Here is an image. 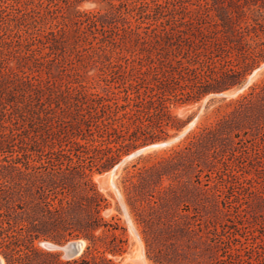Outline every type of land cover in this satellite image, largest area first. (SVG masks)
I'll use <instances>...</instances> for the list:
<instances>
[{"label":"rangeland","instance_id":"1","mask_svg":"<svg viewBox=\"0 0 264 264\" xmlns=\"http://www.w3.org/2000/svg\"><path fill=\"white\" fill-rule=\"evenodd\" d=\"M191 3L194 1L0 0L3 264H8L7 236L27 231L31 226L27 220L31 219L36 223L32 231L42 236L36 247L60 253L64 262L137 264V252L142 249L147 264H218L219 260L242 264L236 253L240 251L246 258L251 234L258 227L254 216L264 213V56L253 63L251 50L241 44L231 50L226 61L248 69L240 83L172 107V115L184 126L180 130L168 127L160 140L128 154L181 137L128 160L116 170L113 189L100 185L96 177L111 172L128 154L102 172L86 170V176L48 162L59 150V132L52 129L60 123L59 111L54 104L44 103L45 99L38 101L36 90L47 95L68 85L92 87L107 72L105 67L131 73L141 58L145 64L150 58L165 60L168 54L170 58L185 56L184 48H162L152 29L162 22L161 12L165 21L179 20ZM161 4L163 7H158ZM85 14H97L104 30L98 24L77 34L76 19ZM176 23L181 25L180 20ZM216 36L225 39V34ZM250 43L257 54L264 55V34ZM135 77L138 75L133 74ZM146 77L152 79L151 75ZM239 77L216 76L211 83L224 86ZM246 96L250 101L242 104ZM209 127L218 132L202 147H195L181 159H171L175 151L189 145L195 133ZM32 142L38 152L31 156L42 158L46 167L28 168L27 163L30 167L35 163L28 160ZM215 148L220 156L226 151V163H217L226 174L225 180L219 178L217 186L213 182L206 186L204 174L202 182L198 175L213 160ZM36 165L40 166L39 162ZM47 203L53 204L51 215ZM47 217L59 222L58 226L40 224ZM80 240L85 243L81 254L67 258L64 247ZM43 242L56 248H45ZM88 246L91 251L85 254ZM100 256L111 262L102 263Z\"/></svg>","mask_w":264,"mask_h":264},{"label":"trees","instance_id":"2","mask_svg":"<svg viewBox=\"0 0 264 264\" xmlns=\"http://www.w3.org/2000/svg\"><path fill=\"white\" fill-rule=\"evenodd\" d=\"M193 1L190 8L183 9L179 19L181 25H177L179 20L176 19L165 21L166 15L161 12L162 17L159 19L162 22L159 27L152 29L156 43L162 48H184L185 56L175 54L170 58L168 54L164 56L165 60L150 58L145 64L143 58H137L138 66L132 68L134 72L131 73L117 70L113 66L105 67L107 72L92 87L81 84L73 88L68 85L57 93L50 90L47 95L42 89L36 90L38 101L45 99L44 103L50 106L54 104L59 111L60 123L57 126L51 123L52 129L59 132V150L49 163L58 166L60 170L67 167L85 176L86 170L102 172L114 166L122 155L131 150L160 140V134H165L168 127L180 130L184 123L172 115V107L199 101L212 92L218 93L239 84L248 69L235 67L232 62L226 61L231 50L237 49L238 44L251 50L248 52L251 53L250 60L253 63L263 58L264 55L256 53L250 40L256 42L264 34V0ZM158 7L163 6L161 4ZM83 17L76 19L77 34L85 33L88 26L97 27L98 24L104 30L105 24L97 14H85ZM183 25L186 29H181ZM218 34H225V39H219L216 36ZM133 74L138 77L133 78ZM148 75L152 77L150 81L146 79ZM228 75L240 77L228 85H212L214 77ZM28 83L32 85L30 80ZM249 101L246 96L242 104ZM217 132L216 128L209 127L195 133L189 145L175 151L171 159L186 157L195 147H202L204 141ZM30 148L28 160L32 159L35 163L31 167L27 163L28 168L46 167L42 158L37 160L31 156L38 152L35 143L32 142ZM225 153L220 156L218 149H214L211 156L213 160L208 161L206 167L200 170V182L203 174L206 186L212 182L217 186L219 178L225 180L226 174L217 165L226 163ZM165 161L167 163L170 160ZM47 206L51 215L49 207L53 204L47 203ZM49 217L41 219L40 224L58 226L59 222H51V218L47 220ZM254 219L258 227L251 234L252 242L246 247V258L240 251L236 253L242 264H264V213L254 216ZM27 221L31 224L27 231L7 236L9 243L6 244L8 253L5 258L8 264L75 263L70 260L64 262L60 253L38 249L35 243L42 236L32 231L35 220ZM90 247H87L85 254L90 253ZM110 252L116 254L115 251ZM100 259L102 263L111 262L104 256H100ZM218 264L224 263L219 260Z\"/></svg>","mask_w":264,"mask_h":264},{"label":"water","instance_id":"3","mask_svg":"<svg viewBox=\"0 0 264 264\" xmlns=\"http://www.w3.org/2000/svg\"><path fill=\"white\" fill-rule=\"evenodd\" d=\"M191 126H192V124L189 125V127L187 128V130L190 129ZM180 137L181 136L178 135V136L174 137L173 140H170V141H163V142L158 143V144H151V145H147V146L141 147V148L135 150L134 152L128 154L126 156V158L120 160L113 167L112 171L113 170L116 171L119 167H122L128 160L140 156L141 154L145 153L149 149L154 148V147H157V146H162V147L163 146H167V145L171 144L172 142H174L175 140L179 139ZM84 244L85 243L83 241H81V240L80 241H75V242L69 243L67 246L64 247L66 257L67 258H74V257L78 256L79 254H81V252L83 251ZM42 246L45 247V248H48V249H54V248H56L55 245H53L51 243H48V242H43L42 243ZM0 264H3L1 260H0Z\"/></svg>","mask_w":264,"mask_h":264},{"label":"bare ground","instance_id":"4","mask_svg":"<svg viewBox=\"0 0 264 264\" xmlns=\"http://www.w3.org/2000/svg\"><path fill=\"white\" fill-rule=\"evenodd\" d=\"M262 67H264V65L262 66ZM257 72H255L254 74H256ZM232 92H228V95H230ZM194 123H192V125H193ZM184 132H186V130L184 131ZM160 147H162V146H157V147H154V148H151V149H149L148 151H151V150H154V149H159ZM121 170V167H119L118 169H117V171H120ZM115 174H116V171L115 170H113V171H111V172H109V173H107V174H105V175H103V176H97L96 177V179L101 183L100 185H103V186H105V185H110L111 187H112V189H113V187H114V178H115ZM107 187V186H106ZM105 187V188H106ZM109 187V186H108ZM102 188V187H101ZM107 189V188H106ZM110 189V188H109ZM102 190H103V188H102ZM114 190H116V189H114ZM133 230V229H132ZM134 232V231H133ZM135 233V232H134ZM136 235V234H135ZM134 236V235H133ZM137 239V238H136ZM84 242V241H83ZM138 242V241H137ZM138 249V248H137ZM141 249V248H140ZM64 250V249H63ZM138 251V250H137ZM137 264H147L146 263V261H145V256H144V254H143V250L141 249L139 252H137Z\"/></svg>","mask_w":264,"mask_h":264}]
</instances>
